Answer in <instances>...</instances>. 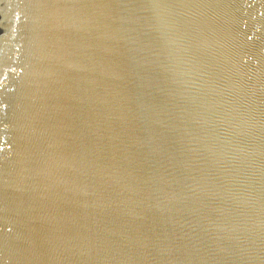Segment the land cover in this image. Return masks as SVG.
Masks as SVG:
<instances>
[{
	"label": "water",
	"instance_id": "95a60500",
	"mask_svg": "<svg viewBox=\"0 0 264 264\" xmlns=\"http://www.w3.org/2000/svg\"><path fill=\"white\" fill-rule=\"evenodd\" d=\"M0 264H264V0H0Z\"/></svg>",
	"mask_w": 264,
	"mask_h": 264
}]
</instances>
